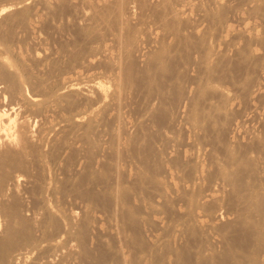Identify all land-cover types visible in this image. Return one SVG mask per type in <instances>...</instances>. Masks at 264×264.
Returning <instances> with one entry per match:
<instances>
[{"label":"bare ground","instance_id":"obj_1","mask_svg":"<svg viewBox=\"0 0 264 264\" xmlns=\"http://www.w3.org/2000/svg\"><path fill=\"white\" fill-rule=\"evenodd\" d=\"M0 264H264V0H0Z\"/></svg>","mask_w":264,"mask_h":264},{"label":"rangeland","instance_id":"obj_2","mask_svg":"<svg viewBox=\"0 0 264 264\" xmlns=\"http://www.w3.org/2000/svg\"><path fill=\"white\" fill-rule=\"evenodd\" d=\"M67 30H68V29H67ZM70 30H71V29H70ZM70 30H69V31H70ZM71 32H72V30H71L70 32L66 31V33L70 34V36H68V34H67V37H71V36L73 37V33H71ZM39 33H40L39 35H42L43 37H44V35H45V38H44V39H46V40H43V39H42L43 42H44V43H43V42H42V43L45 44L44 46L51 48L52 46H56V45H57V44H56V43H57L56 41H57L59 38H57V37H53V35H52V34H49V33H48V34H47V33L45 34L44 30L42 31V33H41V31H39ZM42 36H41V38H43ZM54 36H56V35H54ZM54 38H55V39L57 38V39L55 40Z\"/></svg>","mask_w":264,"mask_h":264}]
</instances>
